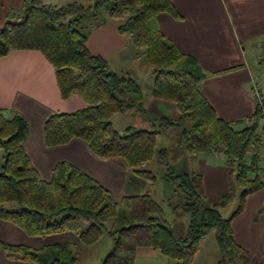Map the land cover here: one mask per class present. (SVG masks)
<instances>
[{
  "label": "trees",
  "instance_id": "1",
  "mask_svg": "<svg viewBox=\"0 0 264 264\" xmlns=\"http://www.w3.org/2000/svg\"><path fill=\"white\" fill-rule=\"evenodd\" d=\"M23 4L21 18L0 28V58L17 50L40 52L54 69L60 97L75 95L85 104L75 112L50 116L43 124L45 144L55 147L81 139L95 156L122 158L134 175L150 184L156 176L145 166L156 153L161 176L181 198L189 222L184 236L176 237L162 206L148 192L116 198L66 162L55 165L49 181L41 180L23 149L27 121L17 113L5 117L0 110V220L32 237L72 233L78 238V243L41 248L0 241L5 257L33 264H75L80 245L92 246L107 235L111 249L99 264H134L141 247L158 251L170 264H193L201 240L216 229L217 264H250L233 237L231 222L243 210L245 198L264 187V163L246 156L264 127L261 110L256 107L247 126L216 116L201 84L221 71L203 69L165 38L156 23L160 13L181 19L173 0H68L59 7L43 0H23ZM103 16L117 23L133 47L144 50L151 96L173 102L179 113L176 120L155 119L149 129L127 127L119 132L113 128L111 118L133 109L142 89L133 77L111 71L103 58L90 54L85 33L75 28L84 19L94 24ZM136 109L144 112L140 106ZM172 128L177 130L178 150L191 160L219 150L232 167L228 189L216 204L203 205L201 173L193 167L174 174L166 150H155L157 138ZM236 198L235 210L223 217L221 210Z\"/></svg>",
  "mask_w": 264,
  "mask_h": 264
},
{
  "label": "crops",
  "instance_id": "2",
  "mask_svg": "<svg viewBox=\"0 0 264 264\" xmlns=\"http://www.w3.org/2000/svg\"><path fill=\"white\" fill-rule=\"evenodd\" d=\"M173 4L181 19L158 14L156 23L161 33L182 53L194 57L203 69L221 71L202 82V92L218 118L244 124L256 109L251 89L258 85V91L264 96V57L255 61L251 49L255 44L263 48L264 0H173ZM81 24L87 50L103 58L107 65L124 52L129 51L128 57L125 56L128 61L137 57L128 35L120 33L113 20L103 16L97 23L84 19ZM135 68L140 72L139 77L149 78L147 94L150 95L149 71L143 62ZM128 71L125 68L124 74L130 75ZM131 77L139 81L136 74ZM136 97V106L144 113H153L151 121L162 117L176 120L179 116L175 104L173 118L163 115V107L170 105L167 100L151 96L143 102L142 95ZM84 106L78 96L66 100L60 97L54 69L40 52L17 50L0 58V110L5 117L17 113L27 121L23 149L41 180L49 181L55 165L66 162L96 180L115 197L146 193L147 182L134 175L122 158H99L78 138L55 147L45 144L43 124L50 116L72 113ZM261 155L259 160L264 163V150ZM193 167L202 174L203 205L216 204L226 192L231 166L225 163L222 152L216 150L194 160L190 157L183 173ZM129 187L132 189L128 190ZM15 228L18 227L0 220V241L11 244L10 239L17 235ZM231 228L235 241L246 251L249 263L264 264L263 188L245 198L243 210L232 220ZM61 234L67 235L52 244L78 243L74 234ZM207 234L199 244L193 264H217L216 232L211 234V241L206 239ZM4 256L0 251V264H9ZM134 264H170V260L154 249L141 247L136 250Z\"/></svg>",
  "mask_w": 264,
  "mask_h": 264
},
{
  "label": "rangeland",
  "instance_id": "3",
  "mask_svg": "<svg viewBox=\"0 0 264 264\" xmlns=\"http://www.w3.org/2000/svg\"><path fill=\"white\" fill-rule=\"evenodd\" d=\"M43 2L45 4L59 7V6H63L66 3H68V0H43ZM22 3H23V0H0V28H2L3 25L6 23V21L8 20H12V19L19 20L21 18L25 10L22 7ZM101 13H102L101 14L102 16L104 12H101ZM75 28L79 31L81 30L84 32V28L81 23L76 24ZM255 45L256 46H254L251 49L253 52L254 59L256 61V58L258 59L260 57H264L263 55L264 48L260 47L259 44H255ZM135 53L137 57L130 61H128L129 59L125 58L126 55L128 57L129 51L127 52V54L124 52L122 55L111 59L108 64V68L111 71H114L118 74H124L125 68H127L131 76L135 77V74H136L137 78L139 79L138 83L142 89L141 94L139 96L142 95V98H141L142 101L147 102V100L151 97L150 96L151 92H150V95L147 94L148 92L147 86L149 85L148 81L150 80L145 75H141L142 77H139L138 74L140 72L137 71V69L135 68V66L139 62H143L144 50L136 48ZM145 69L148 70L147 67H145ZM133 72H135V74ZM257 86L258 85H256V87ZM136 99L137 97H135L134 101H136ZM167 102L170 103V105H166L163 107V110H162L164 111L163 115L168 118H173L172 114H173V107H175L174 103L170 101H167ZM137 107L138 106H135L133 109L124 111L122 113L115 114L111 118V123H112L113 128L119 132H123V130L127 127H132L133 129H149V122L151 121L149 118H151L153 113L151 111H149V113L140 112L138 109H136ZM250 123L251 122L249 123L244 122V124L242 123L240 126H247ZM177 141H178L177 130L172 128L164 132L157 138V143L155 146L156 151L159 149L166 150V154H167L168 161H169V166L174 174L183 173V171L185 170L184 169L185 166H187L188 163H190V156L186 153H181L178 150ZM229 168L232 170V167H229ZM145 169L151 171L156 176V181L153 184H150L147 182V185H148L147 192L149 193V195L152 196V198L156 202H158L162 206L164 215H165V221L167 225L171 228L175 236L183 237L185 234L186 226L189 222V217L188 215L182 212L181 198H179L174 193L172 185L162 178L161 175L163 173V169H161L158 164L156 153L153 159L151 160V162H149L145 166ZM189 170L190 169H186L185 173L189 172ZM261 178L264 182V175H261ZM131 189H132L131 187L128 188V190H131ZM227 189H228V184L226 187V191ZM144 193L145 191L141 194H144ZM116 198H119V197H116ZM237 203L238 202L236 198L226 208L221 210L222 216L229 217L232 214V212L235 210ZM15 229L17 231V235L13 236V238L10 239L11 244L25 245L31 248H41L42 246H46V245L54 243L57 238L63 237L62 235H67V234H53V235H48V236L32 237V236L26 235L18 228H15ZM214 232H216V229L209 231L206 239L211 241L212 239L211 234ZM80 247H81V251H80L79 257L75 264H99L100 260L104 258L111 249V239L107 235H103V237L96 244L92 246L80 245ZM1 253L3 254L2 251ZM6 261L9 264H33V263H27V262H21V261H13L7 258H6Z\"/></svg>",
  "mask_w": 264,
  "mask_h": 264
},
{
  "label": "built area",
  "instance_id": "4",
  "mask_svg": "<svg viewBox=\"0 0 264 264\" xmlns=\"http://www.w3.org/2000/svg\"><path fill=\"white\" fill-rule=\"evenodd\" d=\"M251 95L253 97V100L255 102V106L259 107L261 110V115H262V122H263V126H264V96L258 91V88L255 86V88L251 89ZM252 119L248 118L246 119L244 122H251ZM262 150H264V127L263 129L260 130L258 136L256 137V139L249 144L247 152H246V156L249 158V160L251 158H261V152Z\"/></svg>",
  "mask_w": 264,
  "mask_h": 264
}]
</instances>
